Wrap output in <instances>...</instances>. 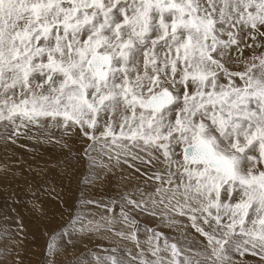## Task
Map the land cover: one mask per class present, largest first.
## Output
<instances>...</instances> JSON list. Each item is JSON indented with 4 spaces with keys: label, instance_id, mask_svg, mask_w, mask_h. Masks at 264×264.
Masks as SVG:
<instances>
[{
    "label": "snow or ice",
    "instance_id": "6c2138e0",
    "mask_svg": "<svg viewBox=\"0 0 264 264\" xmlns=\"http://www.w3.org/2000/svg\"><path fill=\"white\" fill-rule=\"evenodd\" d=\"M45 144L0 264H264V0H0V148Z\"/></svg>",
    "mask_w": 264,
    "mask_h": 264
},
{
    "label": "rangeland",
    "instance_id": "374dc122",
    "mask_svg": "<svg viewBox=\"0 0 264 264\" xmlns=\"http://www.w3.org/2000/svg\"><path fill=\"white\" fill-rule=\"evenodd\" d=\"M13 148H12L13 150L11 149L8 152L7 155H5V151L2 148H0V164L8 163L9 167H11L13 169V171H18L19 172L18 177L16 179L12 180V187L15 188L17 191H19L20 187L25 184L26 180H31L32 177L35 175L34 172H29L27 170L28 169V165H32V167L35 169L38 165L39 166H43L47 162L49 163L51 160L58 158V151L59 150L57 148H55L54 146H52V145L45 144V145H42V146H35V148H32L30 146L29 149H27V150L21 149V148H16V147H13ZM26 153H28V155ZM39 154L40 155L45 154V157H41V160L42 161L44 160L43 162L40 160L41 163L40 162L37 163L35 161L36 158H39ZM27 156H29V157L27 158ZM17 157H22L23 158L21 160L19 168H17L16 164L14 163V161L17 159ZM42 158H44V159H42ZM30 161L31 162L33 161V162L30 163ZM0 180H2V176H0ZM0 187H2V184H0ZM3 199H4V194H3V192H0V204L3 203ZM29 227L35 229L36 222L32 221L29 224ZM164 231L170 237L174 238V239L170 240V242H178V243H183L184 242L183 241V234L181 232L172 231V230H169L167 228H165ZM42 243H43V237H41V244ZM34 247L35 246H31L30 245V248H34ZM39 258H40L39 252L38 251L34 252V254L31 256L32 264H36V262L39 260Z\"/></svg>",
    "mask_w": 264,
    "mask_h": 264
},
{
    "label": "bare ground",
    "instance_id": "6f19581e",
    "mask_svg": "<svg viewBox=\"0 0 264 264\" xmlns=\"http://www.w3.org/2000/svg\"><path fill=\"white\" fill-rule=\"evenodd\" d=\"M13 149H14V148H13ZM13 149H12V150H13ZM38 150H39V149H38ZM43 150H44V149H43ZM40 151H41V150H40ZM12 152H13V151H12ZM14 153H15V152H14ZM30 153H31V152H30ZM30 153H29V154H30ZM22 154H23V153H22ZM22 154H21V155H22ZM26 154L28 155V153H26ZM40 154H41V153H40ZM40 154H39V158H36V160H35L37 163L40 162L41 157H45V154H43V155H40ZM31 155H32V154H31ZM15 157H16V156H15ZM22 157H23V156H22ZM28 157H29V156H27V158H28ZM30 157H31V156H30ZM7 159H8V158H7ZM22 159H23V158H22ZM42 159H44V158H42ZM23 161H24V160H23ZM25 161H26V160H25ZM41 161H42V160H41ZM43 161H44V160H43ZM43 161H42V162H43ZM12 162H13V161H12ZM32 162H33V161H32ZM32 162L30 161V163H32ZM40 163H41V162H40ZM47 163H48V162H47ZM17 177H18V176H17Z\"/></svg>",
    "mask_w": 264,
    "mask_h": 264
}]
</instances>
